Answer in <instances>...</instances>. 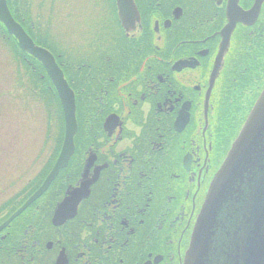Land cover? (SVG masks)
Returning <instances> with one entry per match:
<instances>
[{
	"label": "flooded vegetation",
	"instance_id": "af4514ba",
	"mask_svg": "<svg viewBox=\"0 0 264 264\" xmlns=\"http://www.w3.org/2000/svg\"><path fill=\"white\" fill-rule=\"evenodd\" d=\"M16 3L74 94L77 130L60 165L62 101L0 31L26 98L2 84L17 97L0 102V264H184L264 90V0H49L48 22L41 0Z\"/></svg>",
	"mask_w": 264,
	"mask_h": 264
},
{
	"label": "water",
	"instance_id": "95a60500",
	"mask_svg": "<svg viewBox=\"0 0 264 264\" xmlns=\"http://www.w3.org/2000/svg\"><path fill=\"white\" fill-rule=\"evenodd\" d=\"M0 22L25 51L40 59L62 101L67 129L62 165L77 130L74 94L53 55L34 43L7 0H0ZM215 262L264 264V90L211 183L184 264Z\"/></svg>",
	"mask_w": 264,
	"mask_h": 264
},
{
	"label": "rangeland",
	"instance_id": "374dc122",
	"mask_svg": "<svg viewBox=\"0 0 264 264\" xmlns=\"http://www.w3.org/2000/svg\"><path fill=\"white\" fill-rule=\"evenodd\" d=\"M31 1L32 0H30V2ZM48 1L49 0H41V5H40L41 15H43L44 21H47V22H48V19H50V4L48 3ZM63 2H64V0H63ZM62 11H63L62 12V16H63V14H65V8ZM5 39H7V38H3L0 35V91H1V89H3L2 84H4L5 86L8 87V89L10 90V93L13 92V91H17V96H19L17 102L19 100L23 101L22 97L24 99H26V98L23 96L24 91L22 89H20V87H19V82L18 83L9 82L8 80H6V77H8L9 80L11 79V74H10L11 66H14L12 69H15L17 63H16V59H14V57L12 55V52L8 51L9 46L6 43ZM5 66H7V67H5ZM6 68H9V71ZM13 72H15V70ZM16 86H17V88H16ZM4 89L6 90V88H4ZM19 90H20V94H19ZM2 93H3V95H1V97H0V102L1 103H3V99H5L7 97H10V98H13V99H5V100H14V101H16L15 99H16L17 96L12 97L10 94L8 95L7 91H2ZM14 95H16V93ZM41 95H43V94L41 93ZM17 102L14 104L15 106H16ZM15 106L12 108L13 111L16 109ZM9 117H10V114H9ZM3 119H4V117L0 116V122L1 121L3 122ZM7 122H8V120H7ZM2 127L3 126L0 123V133H1Z\"/></svg>",
	"mask_w": 264,
	"mask_h": 264
},
{
	"label": "trees",
	"instance_id": "16d2710c",
	"mask_svg": "<svg viewBox=\"0 0 264 264\" xmlns=\"http://www.w3.org/2000/svg\"><path fill=\"white\" fill-rule=\"evenodd\" d=\"M9 5L12 10H16V5H17L16 0H9ZM0 31L7 33L5 27L1 23H0Z\"/></svg>",
	"mask_w": 264,
	"mask_h": 264
}]
</instances>
